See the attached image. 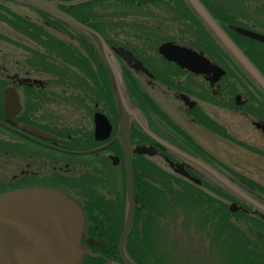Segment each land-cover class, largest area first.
<instances>
[{"label": "flooded vegetation", "instance_id": "flooded-vegetation-1", "mask_svg": "<svg viewBox=\"0 0 264 264\" xmlns=\"http://www.w3.org/2000/svg\"><path fill=\"white\" fill-rule=\"evenodd\" d=\"M42 1L95 32L119 69L132 110L127 118L132 222L144 223L140 230H145L131 245L124 238L126 258L132 264H171L169 255L153 250L154 239L165 244L175 236L152 237L146 231L150 222H171L157 217L154 201L174 212L171 182L180 178L194 186L185 192L198 196L200 209L209 206L216 212L213 222L223 221L225 207L235 214L226 221L243 223L248 233L204 235L206 247L218 248L207 251L208 262L264 264V213L185 158L206 164L264 207V99L238 61L185 0ZM197 1L264 77V43L241 33L264 38V0ZM0 31L8 35L0 38L8 46L0 55V195L37 188L66 195L80 206L88 225L79 264H122L117 241L127 211L123 114L95 42L79 28L19 0H0ZM163 46L181 51L166 53L168 59L159 52ZM185 50L203 58L201 73L185 66L191 64ZM231 118L244 124L233 127ZM246 126L259 135L256 142L241 137ZM140 149L143 153L135 152ZM170 164L182 165L199 185L175 174ZM161 181L168 187L157 185ZM238 213L253 222H242ZM241 241L245 251H238ZM142 244L152 251L140 255L134 248ZM134 251L133 260L128 252ZM151 254L162 260L146 258Z\"/></svg>", "mask_w": 264, "mask_h": 264}, {"label": "water", "instance_id": "water-1", "mask_svg": "<svg viewBox=\"0 0 264 264\" xmlns=\"http://www.w3.org/2000/svg\"><path fill=\"white\" fill-rule=\"evenodd\" d=\"M30 4L41 11L48 13L53 18L60 20L72 27L79 28L85 32L96 44L102 56L110 79V86L119 115L123 114V122L120 120V130L123 134V158L125 188L127 194L126 221L118 237L117 251L122 264H132L123 253L122 243L132 226L133 202H132V181H131V158L128 142L127 118L132 110L129 107L121 89L118 79L119 69L111 52L105 47L101 38L89 28L81 25L66 14L58 11L51 3L42 0H19ZM95 0H78L69 5L84 4ZM202 22L209 28L215 37L238 61L242 69L251 77L259 89L264 93V77L245 58L242 51L238 50L226 37L210 15L204 10L197 0H185ZM243 35L264 43V38L248 32H241ZM181 51L176 46H163L159 52L165 54ZM183 50V49H182ZM186 57L191 64H185L189 70L201 73L200 59L195 53L185 50ZM123 59L133 63L137 69L141 65L127 54H122ZM185 57V58H186ZM207 62L206 60H204ZM208 63V62H207ZM209 64V63H208ZM211 68L212 66L209 65ZM146 131V130H145ZM168 149L180 154L171 146ZM137 153L143 151L135 150ZM191 163L206 171L212 178L227 188L235 195L241 197L258 211L264 213V207L248 197L228 180L219 175L216 171L193 158L186 157ZM174 166V167H173ZM170 167L173 172L195 185L199 181L190 177L182 165L175 164ZM235 205H231L234 207ZM235 212L234 209H229ZM85 227V220L80 206L64 194L50 189L37 188L30 191H17L0 195V264H79L85 250L81 245V239ZM89 243V242H88Z\"/></svg>", "mask_w": 264, "mask_h": 264}, {"label": "rangeland", "instance_id": "rangeland-1", "mask_svg": "<svg viewBox=\"0 0 264 264\" xmlns=\"http://www.w3.org/2000/svg\"><path fill=\"white\" fill-rule=\"evenodd\" d=\"M7 36H8L7 33L0 31V38H5V40H6ZM0 50H1L0 55H2V53L3 54L6 53L8 50V46H7L6 41L1 40V39H0ZM256 115H259L258 112H256ZM230 122H231L230 124L233 127L234 126L236 127V125H239V123L244 124V122H239L236 120L233 121L232 118L230 119ZM240 135L243 138H246V139H249V140H252L255 142H256V140L259 139V135L256 132H254L252 130V128L247 127V126L244 127V129H243L242 133H240ZM249 169L252 170L253 167L249 165ZM262 172L264 173V170ZM259 175H260V173H259ZM256 179H258V178H256ZM262 180L264 181V178H262ZM173 211H174V208H173ZM174 212L175 213L169 211L166 213V216H164V214H163V217L160 218L161 220H167V219L171 220V222H150V228L156 227V229L154 230L155 232L152 231L153 229L150 230V235L152 237L163 236V235H174L175 236L171 239L168 238L169 241L166 240L165 244L162 242L161 239H157L155 237L156 239H154V240L155 241L157 240V241L154 244L153 250L158 255H162L163 253H165V255H169V257L172 258L171 264H210L208 262V259H207L209 257V254L207 251H212V250L217 251L218 248L213 249V247L209 246L208 244L206 247L205 243L203 241H201L203 236L207 234V233H205L206 229H204L203 227L197 228V226L199 224L201 226V222H207L204 220V217H202L200 215L202 212L200 210H198V213L195 212L196 213L195 215H192V213H190V212H186L187 214H185V216L181 213L178 214L176 212V210ZM203 214L204 213H202V215ZM136 218L137 217H135V219ZM133 225H134V228H136L135 230L140 233V231H141L140 228L142 229V225H144V223L133 222L132 226ZM204 227H205V225H204ZM135 235H137V234L131 235L130 243H131V241H133V237ZM199 237H201V238H199ZM192 238H194V239H192ZM197 240H198V242H196ZM190 241L191 242L194 241L193 245H191V247L188 246ZM158 242H160V243H158ZM133 243H135V242H133ZM152 244H153V242H152ZM142 246H143V244H142ZM149 249L152 251L151 247ZM187 249H189V251H187ZM143 251H144V247L141 250L140 255ZM136 255L137 254L135 253V256ZM151 257H156L157 259H160L157 256H154L152 254L148 255V257H146V258L153 259ZM138 258H139V255H138ZM146 258H144V259H146ZM174 261H175V263H174ZM215 263L220 264V262H218V261Z\"/></svg>", "mask_w": 264, "mask_h": 264}, {"label": "trees", "instance_id": "trees-1", "mask_svg": "<svg viewBox=\"0 0 264 264\" xmlns=\"http://www.w3.org/2000/svg\"><path fill=\"white\" fill-rule=\"evenodd\" d=\"M256 91L259 92V94L262 96V98L264 99V95L260 92V89L258 87H256ZM150 104V103H149ZM151 105V104H150ZM145 172H147L145 170ZM157 180H154V182H156ZM178 182V184H177ZM164 184V185H163ZM157 185H161L163 187H168V184L165 182L163 183L162 181L159 182ZM174 185L175 188V198H174V211L176 210V212L178 214H183L185 216V214H187L186 212H190L192 213V215H195L196 213H198V210H200L202 213H204L202 215V213L200 214L202 217H204V220L207 222H201V226L200 224L197 226V228H204L206 229L205 233H207L208 235L212 234V235H226V236H245L248 233L245 231V226L243 223L241 222H227L226 219H228L229 217H234L235 214H230L226 208H223V221L221 222H213L216 219V212L213 211V209H211L208 206V209L206 210L205 208L200 209V204H199V198L198 196L194 197V193H186L185 192V188L187 187H194L193 185L187 183L185 180L183 179H174V182H171V186ZM154 206L156 209V214L158 213L157 217L161 218L164 216H166V213L169 212V209L167 206H164L162 204V201H158L155 200L154 201ZM205 211V212H204ZM162 212V213H161ZM196 212V213H195ZM161 213V214H160ZM175 213V212H173ZM239 216H241V220L242 222H253L252 220H250L249 217L245 216L244 214L238 213ZM206 218V219H205ZM87 224H89L90 222H86ZM205 225V227H204ZM87 227L88 225H86L85 227V235H87ZM136 228H134V225L131 227L130 231L128 232L127 236H126V241L129 244L130 243V237L133 234H141L144 233L145 230L143 232L140 231V233L138 231L135 230ZM153 229L152 231H154L156 229V227L154 228H148V230ZM150 230L149 232H147V234L150 235ZM155 232V231H154ZM245 234V235H244ZM232 243V242H231ZM134 244V243H133ZM224 244H227L226 242ZM136 245V244H134ZM144 247V253L147 254L148 252H150L151 250L149 248L146 247V244L144 246H140L139 248H134L137 250H142ZM226 248H224L225 250ZM246 247L244 246V243L241 241L239 242V248L238 251H245ZM135 252H133V254H131L130 252H128V255L130 256V258H132L134 260V258L132 257V255L135 257ZM139 252V251H137ZM162 260L161 257H158ZM87 259V257H84L83 260Z\"/></svg>", "mask_w": 264, "mask_h": 264}, {"label": "bare ground", "instance_id": "bare-ground-1", "mask_svg": "<svg viewBox=\"0 0 264 264\" xmlns=\"http://www.w3.org/2000/svg\"><path fill=\"white\" fill-rule=\"evenodd\" d=\"M223 1V0H222ZM224 4H225V2H223ZM182 16H184V15H182ZM185 17V16H184ZM174 18V17H173ZM173 18H171L172 20H173ZM6 65V64H5ZM212 132H214V130L212 131ZM216 132H218V131H216ZM217 134V133H216ZM219 134H220V132H219ZM220 135H222V134H220ZM259 152H261V151H259ZM257 153V152H256ZM262 153H264V152H262ZM262 153L260 154L261 156H262ZM257 154H259V153H257ZM253 155V154H252ZM256 155V154H255ZM260 158H262V157H260ZM225 175V174H224ZM229 177V176H228ZM226 179V178H225ZM230 181V180H229ZM177 184H178V182H177ZM164 185V184H163ZM145 187V186H144ZM149 189H150V187H148ZM156 210V209H155ZM162 213V212H161ZM160 213V214H161ZM157 215H158V213H157ZM112 224V223H111Z\"/></svg>", "mask_w": 264, "mask_h": 264}]
</instances>
